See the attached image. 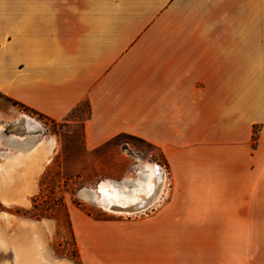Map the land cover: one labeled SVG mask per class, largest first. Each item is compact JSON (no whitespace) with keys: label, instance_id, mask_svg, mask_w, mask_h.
Instances as JSON below:
<instances>
[{"label":"crops","instance_id":"0c3cea01","mask_svg":"<svg viewBox=\"0 0 264 264\" xmlns=\"http://www.w3.org/2000/svg\"><path fill=\"white\" fill-rule=\"evenodd\" d=\"M235 47H264V0H0L1 97L80 111L91 146L126 133L162 154L151 214L87 236L73 218L83 264H235L264 245V157H235Z\"/></svg>","mask_w":264,"mask_h":264},{"label":"rangeland","instance_id":"374dc122","mask_svg":"<svg viewBox=\"0 0 264 264\" xmlns=\"http://www.w3.org/2000/svg\"><path fill=\"white\" fill-rule=\"evenodd\" d=\"M0 103L10 108L9 117L0 120V264H83L87 245L78 244L73 218L83 221L87 236L94 220L152 213V206L134 214L114 213L84 192L104 180L132 189L143 176L138 172L143 161L165 171L157 148L129 135L91 146L77 118L80 111L76 119L56 121L1 96ZM24 116L38 126L24 128ZM235 118V157L243 170L245 158L264 157V47H235ZM235 247V264H264L263 243L251 253L246 243Z\"/></svg>","mask_w":264,"mask_h":264},{"label":"bare ground","instance_id":"6f19581e","mask_svg":"<svg viewBox=\"0 0 264 264\" xmlns=\"http://www.w3.org/2000/svg\"><path fill=\"white\" fill-rule=\"evenodd\" d=\"M22 125H24V128L32 129L36 128L38 126V123L28 116H24L22 119ZM34 148L35 147L33 146L31 151H33ZM140 166L141 167L138 172L143 176L141 175L142 177H138L135 179L132 189H128L126 187H124L123 189H119L114 186L111 181L104 180L98 184L97 189L91 190V192H84L85 197L93 200L102 208L111 212L119 214H134L128 212L112 211L109 209L108 205L110 203H117L120 205L137 203L142 200V197H148L152 193H155V188L158 186L159 188L156 191V196L153 201L154 205L160 200V196L162 194V190L166 181L165 173L161 169V167L157 166L154 162L143 161ZM157 169L159 171H157Z\"/></svg>","mask_w":264,"mask_h":264},{"label":"water","instance_id":"95a60500","mask_svg":"<svg viewBox=\"0 0 264 264\" xmlns=\"http://www.w3.org/2000/svg\"><path fill=\"white\" fill-rule=\"evenodd\" d=\"M156 165L159 166L158 164ZM157 171L159 170L157 169ZM160 178H161V172H160ZM158 188H159L158 186L155 188V193H152L148 197H142V200L137 203L128 204V205L110 203L108 207L112 211H120V212H128V213L143 212L144 210L148 209V207L153 206V201L155 199L156 191L158 190Z\"/></svg>","mask_w":264,"mask_h":264},{"label":"trees","instance_id":"16d2710c","mask_svg":"<svg viewBox=\"0 0 264 264\" xmlns=\"http://www.w3.org/2000/svg\"><path fill=\"white\" fill-rule=\"evenodd\" d=\"M119 135H129V134H126V133H119V134H117L116 136H114L113 138H115V137H117V136H119ZM129 136H133V135H129ZM136 137V136H135ZM137 138H139V137H137ZM139 139H141V138H139ZM141 140H143V139H141ZM144 141V140H143Z\"/></svg>","mask_w":264,"mask_h":264}]
</instances>
